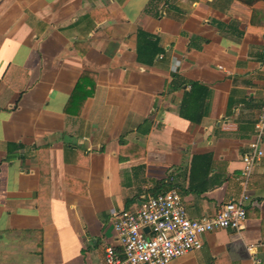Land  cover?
Listing matches in <instances>:
<instances>
[{
  "label": "crops",
  "instance_id": "0c3cea01",
  "mask_svg": "<svg viewBox=\"0 0 264 264\" xmlns=\"http://www.w3.org/2000/svg\"><path fill=\"white\" fill-rule=\"evenodd\" d=\"M263 96L264 3L0 0V264H104L112 214L152 192L215 214L242 191ZM247 193L242 230L169 264H264V154Z\"/></svg>",
  "mask_w": 264,
  "mask_h": 264
},
{
  "label": "built area",
  "instance_id": "2783aa9c",
  "mask_svg": "<svg viewBox=\"0 0 264 264\" xmlns=\"http://www.w3.org/2000/svg\"><path fill=\"white\" fill-rule=\"evenodd\" d=\"M264 96L254 135L242 157V191L230 198L213 215L187 216L181 196L175 189L145 194L133 210L121 209L112 214L118 249L106 246L105 264H169L202 246L201 236L217 229L240 231L244 228L248 178L264 151ZM251 253L252 246L247 247ZM122 256V257H121ZM253 260L257 259L253 256Z\"/></svg>",
  "mask_w": 264,
  "mask_h": 264
},
{
  "label": "trees",
  "instance_id": "16d2710c",
  "mask_svg": "<svg viewBox=\"0 0 264 264\" xmlns=\"http://www.w3.org/2000/svg\"><path fill=\"white\" fill-rule=\"evenodd\" d=\"M245 5L253 6L259 2L264 3V0H237ZM253 11H258L257 8H253ZM137 46H136V53H137V60L141 63H145L147 65H150L152 63L153 58L158 54L161 49L158 46L157 39H153V37L147 33L144 32L141 29L137 30ZM180 77L177 74H172L171 79L168 82V88L174 89L178 87H182L184 84V80H181L179 83H177V80ZM191 85H195V83H191ZM121 142V139H120ZM158 192H152L151 194H156ZM122 257V256H121Z\"/></svg>",
  "mask_w": 264,
  "mask_h": 264
},
{
  "label": "rangeland",
  "instance_id": "374dc122",
  "mask_svg": "<svg viewBox=\"0 0 264 264\" xmlns=\"http://www.w3.org/2000/svg\"><path fill=\"white\" fill-rule=\"evenodd\" d=\"M105 264V263H104Z\"/></svg>",
  "mask_w": 264,
  "mask_h": 264
}]
</instances>
